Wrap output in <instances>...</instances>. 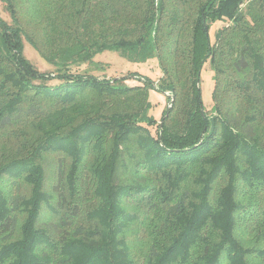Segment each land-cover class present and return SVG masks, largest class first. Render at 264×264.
Wrapping results in <instances>:
<instances>
[{
	"label": "trees",
	"instance_id": "obj_1",
	"mask_svg": "<svg viewBox=\"0 0 264 264\" xmlns=\"http://www.w3.org/2000/svg\"><path fill=\"white\" fill-rule=\"evenodd\" d=\"M2 2L0 264H264V0ZM107 50L156 58L160 120L146 79L73 70Z\"/></svg>",
	"mask_w": 264,
	"mask_h": 264
},
{
	"label": "rangeland",
	"instance_id": "obj_2",
	"mask_svg": "<svg viewBox=\"0 0 264 264\" xmlns=\"http://www.w3.org/2000/svg\"><path fill=\"white\" fill-rule=\"evenodd\" d=\"M0 20L8 27L12 26V18L2 0H0ZM216 30L217 24L211 23L209 25V38L211 42L215 40L214 34ZM22 57L39 73H48L53 70V67L43 61L37 51L25 39H22ZM73 70H77L80 73H88L99 78L126 77L127 79L123 83L127 86L141 84L139 81L142 80L140 79H146L149 102L151 104L149 112L157 121L160 120L165 109L170 107L167 104L168 96L158 89L162 72L155 57L144 62H133L118 51L107 50L96 54L93 57L92 63L74 67ZM214 76L215 72L211 63L209 61L204 62L200 75L201 102L204 110L209 115L214 113L212 112Z\"/></svg>",
	"mask_w": 264,
	"mask_h": 264
},
{
	"label": "built area",
	"instance_id": "obj_3",
	"mask_svg": "<svg viewBox=\"0 0 264 264\" xmlns=\"http://www.w3.org/2000/svg\"><path fill=\"white\" fill-rule=\"evenodd\" d=\"M165 94H166V95L169 97V102H167V104H168V106H170V100H171V98H170V97H171V95H170V93H169V92H166Z\"/></svg>",
	"mask_w": 264,
	"mask_h": 264
},
{
	"label": "water",
	"instance_id": "obj_4",
	"mask_svg": "<svg viewBox=\"0 0 264 264\" xmlns=\"http://www.w3.org/2000/svg\"><path fill=\"white\" fill-rule=\"evenodd\" d=\"M171 101H172V98H171Z\"/></svg>",
	"mask_w": 264,
	"mask_h": 264
}]
</instances>
